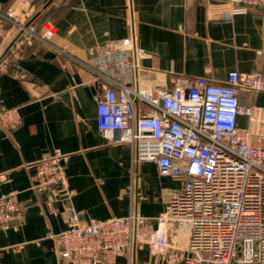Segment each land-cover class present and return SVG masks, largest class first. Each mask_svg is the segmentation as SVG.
Listing matches in <instances>:
<instances>
[{
  "label": "crops",
  "instance_id": "crops-1",
  "mask_svg": "<svg viewBox=\"0 0 264 264\" xmlns=\"http://www.w3.org/2000/svg\"><path fill=\"white\" fill-rule=\"evenodd\" d=\"M226 1L0 0L33 22L52 21L59 48L20 35L0 69V109L18 108L22 117L15 129H0V196L18 192L25 208L20 223L0 227V264H73L60 259L52 236L70 226L72 208L81 221L135 212L156 227L183 179L134 161L131 144L99 130L97 98L106 89L94 69L146 89L172 86L178 76L225 82L235 69L264 75V8L234 11ZM127 37L134 46L122 45ZM240 98L264 107V91ZM136 106L150 109L139 99ZM57 155L64 156L68 196L32 189L33 164ZM171 241L167 253L154 256L139 239L131 264H177L175 247L186 248L187 228ZM116 264H129L127 256Z\"/></svg>",
  "mask_w": 264,
  "mask_h": 264
},
{
  "label": "built area",
  "instance_id": "built-area-1",
  "mask_svg": "<svg viewBox=\"0 0 264 264\" xmlns=\"http://www.w3.org/2000/svg\"><path fill=\"white\" fill-rule=\"evenodd\" d=\"M26 4L30 0H16ZM234 11L264 8V0H227ZM15 4L0 6V52L16 33L23 42L50 47L56 26L32 22ZM127 37L123 46H134ZM6 68L7 60H1ZM106 89L97 98L99 130L112 142H128L133 159L154 162L162 176L183 179L167 210L156 218L125 216L81 221L71 209V224L53 233L60 259L73 264H116L124 254L132 263L144 239L154 256L172 248V235L188 230V243L177 264H264V107L241 101L243 91H264L261 72L232 70L225 82L178 76L172 86L141 88L94 69ZM136 99L150 107L139 112ZM246 118L245 126L239 119ZM22 123L18 108L0 109V129ZM32 189H54L68 196L64 156H46L33 164ZM25 208L18 192L0 196V227L20 223Z\"/></svg>",
  "mask_w": 264,
  "mask_h": 264
},
{
  "label": "water",
  "instance_id": "water-1",
  "mask_svg": "<svg viewBox=\"0 0 264 264\" xmlns=\"http://www.w3.org/2000/svg\"><path fill=\"white\" fill-rule=\"evenodd\" d=\"M34 21V18L33 19H31V20H29V22H28V24H30V23H32ZM20 35H21V32H19L18 33V35L15 37V38H13L12 40H11V42L7 45V50L9 49V47L11 46V45H13L17 40H18V38L20 37ZM3 50V52L0 54V61L3 59V57L5 56V53H6V51L7 50Z\"/></svg>",
  "mask_w": 264,
  "mask_h": 264
},
{
  "label": "rangeland",
  "instance_id": "rangeland-1",
  "mask_svg": "<svg viewBox=\"0 0 264 264\" xmlns=\"http://www.w3.org/2000/svg\"><path fill=\"white\" fill-rule=\"evenodd\" d=\"M32 15H33V14H32ZM32 15H31V16H32ZM29 18H30V17H29ZM22 38H23V37H22ZM10 42H11V39L9 40V43H10ZM9 43H8V44H9ZM8 44H7V45H8ZM5 47L7 48V46H5ZM5 47H3V48L1 49L0 54L3 52V50L6 49ZM15 47H16V46H15V43H14L13 45H11V46L9 47L8 50L6 49L7 51H6L5 56H4L3 58H6V60H7V57H6V56L9 55V53L12 52V50H13ZM0 64H1V61H0ZM1 68H2V67H1V65H0V69H1Z\"/></svg>",
  "mask_w": 264,
  "mask_h": 264
}]
</instances>
